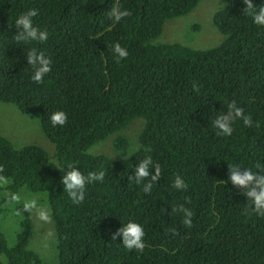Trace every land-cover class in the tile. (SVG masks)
<instances>
[{"label": "trees", "instance_id": "trees-1", "mask_svg": "<svg viewBox=\"0 0 264 264\" xmlns=\"http://www.w3.org/2000/svg\"><path fill=\"white\" fill-rule=\"evenodd\" d=\"M200 1L0 0V101L37 115L55 156L39 141L15 146L0 133V176L9 180L0 185V217L17 221L9 243L0 219V264H264V216L245 215V197L227 182L228 165L264 166V27L243 16L242 0H220L211 13L222 35L217 45L154 41L167 19L190 14ZM30 8L48 33L44 42L15 39L14 18ZM114 8L130 15L116 22L108 15ZM113 43L128 56L115 60ZM33 47L52 61L40 83L25 59ZM233 101L253 125L237 120L231 136L219 137L213 121ZM56 110L67 120L53 127ZM136 119L142 128L131 152L123 130ZM109 135L127 155L89 151ZM146 155L161 168L149 193L128 179ZM52 163H71L84 175L103 169L105 177L86 184L74 204ZM176 176L186 189L172 188ZM9 193L22 201L31 194L50 210V220L38 223L54 241L50 261L30 246L31 212L19 211ZM178 205L192 210L190 225ZM128 220L144 228L141 252L111 239Z\"/></svg>", "mask_w": 264, "mask_h": 264}, {"label": "clouds", "instance_id": "clouds-1", "mask_svg": "<svg viewBox=\"0 0 264 264\" xmlns=\"http://www.w3.org/2000/svg\"><path fill=\"white\" fill-rule=\"evenodd\" d=\"M242 4L243 8L241 11L243 12V16L249 18L253 24L264 27V0H260L259 5H254L253 0H242ZM36 15L37 9L30 8L15 16L14 26L19 29L18 33L15 34V39L18 42H44L48 39V33L41 30L33 23L32 18ZM108 15L114 21L119 22L122 18L129 16L130 13L127 9L122 10L120 8H114L109 11ZM111 51L114 54V59L117 61L128 56L127 50L119 43H113ZM25 59L27 65H31L33 68L31 79L36 83L42 82L44 76L51 70V59L47 57L44 52L37 51L35 47L26 51ZM192 89L195 92H199V87L196 83L192 84ZM66 120L67 115L62 110L53 111L49 115V121L53 127L64 125ZM237 120L241 121L244 126L251 127L253 125L252 119L244 113L243 108L233 101L228 104L226 114H221L213 121L215 134L219 137L231 136L234 130L233 124ZM20 143L21 145H25L22 142ZM136 150L137 147L134 146L131 149V152H135ZM49 156L55 158L54 151L53 154H49ZM129 156H131L130 153L128 154V157ZM52 164L56 169L63 172V175L60 177V183L63 187V191L74 204H79L84 200L86 184L94 181L102 182L105 177L103 169L99 171H89L87 175H84L71 163ZM254 167L256 169L255 171H253L252 168L242 167L239 164L228 165L227 182H229L234 188L238 189L240 194L245 197L246 203L243 209L244 214L249 216L255 214L260 217L264 216V166L257 163ZM131 168L132 173L128 176V179L135 185L142 184L143 192L149 193L152 190L153 184L160 178V165L154 162L151 156L146 155L135 164V167ZM8 183L9 180L7 178L0 176V185H8ZM172 188L181 190L186 189L187 185L180 176H176L172 181ZM8 197L12 203H22L19 211H35L37 217L41 221L47 222L50 220V210L46 206L39 205L36 199H24L22 201L21 196L15 193H9ZM174 211L182 213L184 225L187 226L191 224V217L193 215L191 209L186 208L184 205H178ZM144 236L145 232L142 224L134 220H128L114 232H111L112 240L119 238V244L125 249H135L137 252H141L145 248L143 240Z\"/></svg>", "mask_w": 264, "mask_h": 264}, {"label": "rangeland", "instance_id": "rangeland-1", "mask_svg": "<svg viewBox=\"0 0 264 264\" xmlns=\"http://www.w3.org/2000/svg\"><path fill=\"white\" fill-rule=\"evenodd\" d=\"M220 0H201L190 14L177 18L167 19L162 27L161 34L155 42L177 41L187 44L193 48H210L222 40V35L211 21V13L220 6ZM198 26L193 28L192 25ZM142 128V119H136L124 129V134L131 142V147L136 146L137 135ZM0 133L8 138L15 146L26 143H33V139L39 141L49 154H53V145L42 134L37 115L22 114L15 105L0 101ZM114 135L107 136L104 140L92 145L89 151L92 153L104 152L112 156L127 154L126 151L119 152L113 146ZM38 143V142H37ZM24 199H32L31 194H26ZM34 225V234L30 240L33 248L47 261L54 257V241L52 238L40 234L41 220L35 211L31 212ZM0 219L7 228L6 237L9 243H13L12 230L17 221L1 215ZM38 224V225H37ZM42 227V225H41ZM40 227V228H41ZM56 254V250H55Z\"/></svg>", "mask_w": 264, "mask_h": 264}]
</instances>
